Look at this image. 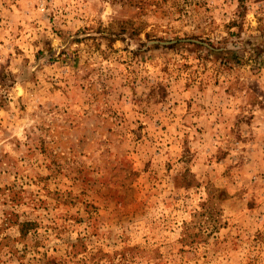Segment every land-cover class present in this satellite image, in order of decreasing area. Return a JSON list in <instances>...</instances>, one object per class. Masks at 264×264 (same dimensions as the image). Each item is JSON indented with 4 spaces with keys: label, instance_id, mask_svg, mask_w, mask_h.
I'll return each mask as SVG.
<instances>
[{
    "label": "rangeland",
    "instance_id": "374dc122",
    "mask_svg": "<svg viewBox=\"0 0 264 264\" xmlns=\"http://www.w3.org/2000/svg\"><path fill=\"white\" fill-rule=\"evenodd\" d=\"M0 264H264V0H0Z\"/></svg>",
    "mask_w": 264,
    "mask_h": 264
}]
</instances>
